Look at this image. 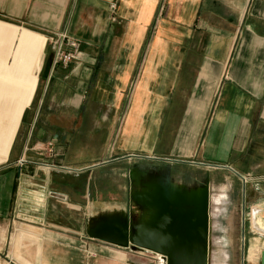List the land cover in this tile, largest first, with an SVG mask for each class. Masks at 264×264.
Masks as SVG:
<instances>
[{
    "label": "crops",
    "instance_id": "0c3cea01",
    "mask_svg": "<svg viewBox=\"0 0 264 264\" xmlns=\"http://www.w3.org/2000/svg\"><path fill=\"white\" fill-rule=\"evenodd\" d=\"M160 179L261 226L264 0H0V264H134L87 229Z\"/></svg>",
    "mask_w": 264,
    "mask_h": 264
},
{
    "label": "water",
    "instance_id": "95a60500",
    "mask_svg": "<svg viewBox=\"0 0 264 264\" xmlns=\"http://www.w3.org/2000/svg\"><path fill=\"white\" fill-rule=\"evenodd\" d=\"M159 183L144 196L133 198L136 212L129 205L126 211L93 220L87 229L89 238L132 252L160 255L166 264H211L209 183L191 193L177 189L169 179Z\"/></svg>",
    "mask_w": 264,
    "mask_h": 264
},
{
    "label": "rangeland",
    "instance_id": "374dc122",
    "mask_svg": "<svg viewBox=\"0 0 264 264\" xmlns=\"http://www.w3.org/2000/svg\"><path fill=\"white\" fill-rule=\"evenodd\" d=\"M231 179L237 181V176L231 175ZM252 177H249V180ZM245 183V182H244ZM237 184V182H235ZM248 186V185H247ZM244 190L255 192L256 189L251 188ZM242 190V188H241ZM229 187L222 188L221 193L216 190L213 193L211 203L212 217V252L211 264H264V220H256L261 222V226L252 228L250 218L251 210L247 201L238 198L240 189L234 188L230 203L227 196ZM258 192H260L258 190ZM245 206V207H244ZM245 208V216L242 213ZM245 217V218H244ZM253 229V230H252ZM258 232V233H255ZM255 248L254 251L252 249ZM251 249V250H250ZM262 251V257L257 252ZM124 259H129L134 264H157L158 255L149 252H130L120 250Z\"/></svg>",
    "mask_w": 264,
    "mask_h": 264
},
{
    "label": "built area",
    "instance_id": "2783aa9c",
    "mask_svg": "<svg viewBox=\"0 0 264 264\" xmlns=\"http://www.w3.org/2000/svg\"><path fill=\"white\" fill-rule=\"evenodd\" d=\"M55 61L65 67L69 66L80 48L79 43L63 33L50 39ZM246 183V182H245ZM157 264H166V259L160 255L156 258Z\"/></svg>",
    "mask_w": 264,
    "mask_h": 264
},
{
    "label": "bare ground",
    "instance_id": "6f19581e",
    "mask_svg": "<svg viewBox=\"0 0 264 264\" xmlns=\"http://www.w3.org/2000/svg\"><path fill=\"white\" fill-rule=\"evenodd\" d=\"M261 257H262V254H261Z\"/></svg>",
    "mask_w": 264,
    "mask_h": 264
}]
</instances>
